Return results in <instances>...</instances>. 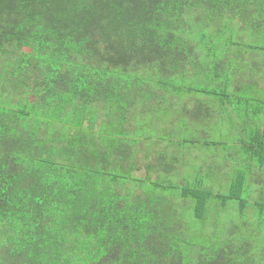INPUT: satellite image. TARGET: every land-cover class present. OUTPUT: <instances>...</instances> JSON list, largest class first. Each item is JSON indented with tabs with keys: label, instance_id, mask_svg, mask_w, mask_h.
<instances>
[{
	"label": "trees",
	"instance_id": "trees-1",
	"mask_svg": "<svg viewBox=\"0 0 264 264\" xmlns=\"http://www.w3.org/2000/svg\"><path fill=\"white\" fill-rule=\"evenodd\" d=\"M259 52L264 0H0V264H191L190 231L162 212L201 214L213 199L258 210L264 227L252 185L144 181L106 125L139 86H254ZM248 146L264 162V138ZM248 241L196 264H254Z\"/></svg>",
	"mask_w": 264,
	"mask_h": 264
},
{
	"label": "crops",
	"instance_id": "crops-1",
	"mask_svg": "<svg viewBox=\"0 0 264 264\" xmlns=\"http://www.w3.org/2000/svg\"><path fill=\"white\" fill-rule=\"evenodd\" d=\"M258 56L254 86H137L135 96L122 101L128 109L108 112V129L118 136L121 128L124 143L131 146V164L126 166L131 175L219 194H228L233 186L251 185L252 177L255 183L264 182V162L253 159L256 150L248 146H258V139L264 138V52ZM169 201L191 202L182 197ZM189 212L198 221V216L209 215V210L200 214L193 209H167L161 217L176 220L175 228L184 231L194 225L189 223Z\"/></svg>",
	"mask_w": 264,
	"mask_h": 264
},
{
	"label": "rangeland",
	"instance_id": "rangeland-1",
	"mask_svg": "<svg viewBox=\"0 0 264 264\" xmlns=\"http://www.w3.org/2000/svg\"><path fill=\"white\" fill-rule=\"evenodd\" d=\"M235 36L240 39L241 33ZM31 47L34 53L37 54L39 47L34 44ZM62 54L63 50H60L53 57H61ZM68 56L70 57V62L74 60V56L71 53ZM86 104V102L76 104L75 110H73L74 113L71 114L74 119L78 118L76 116L80 118V116L84 115ZM261 178L264 180L263 175ZM249 182L253 186L244 188L245 192H243V195L248 197L251 202L262 199V195L258 194V191L264 192V186L257 185H262L261 183L264 182L257 181L255 183L254 177ZM220 190L224 191V193L227 191L225 188ZM212 202H214L215 207L209 208V215L203 224L193 218L190 212L187 213V217L190 219L189 223L192 224L194 221V225L190 227V232L183 235V238L188 240L187 242H191L181 245L185 254L184 261L196 264L199 254L210 257L220 249L229 250L231 247L239 249L240 246L246 249L243 245L249 240L250 245L247 253L253 256L254 264H264V227L261 224L263 215L260 216L258 210L251 209V207L248 208L250 210L241 212L238 210L235 201L227 202L226 207L222 206L218 200L213 199ZM232 224L237 225L236 227L238 228ZM200 227L203 228L200 229ZM228 243H232L230 245L233 246L230 247Z\"/></svg>",
	"mask_w": 264,
	"mask_h": 264
}]
</instances>
